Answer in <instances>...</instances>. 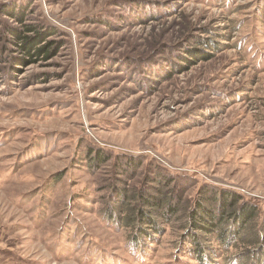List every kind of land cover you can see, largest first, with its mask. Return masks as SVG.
<instances>
[{
    "label": "rangeland",
    "instance_id": "1",
    "mask_svg": "<svg viewBox=\"0 0 264 264\" xmlns=\"http://www.w3.org/2000/svg\"><path fill=\"white\" fill-rule=\"evenodd\" d=\"M263 222L264 0H0V264H264Z\"/></svg>",
    "mask_w": 264,
    "mask_h": 264
},
{
    "label": "trees",
    "instance_id": "2",
    "mask_svg": "<svg viewBox=\"0 0 264 264\" xmlns=\"http://www.w3.org/2000/svg\"><path fill=\"white\" fill-rule=\"evenodd\" d=\"M14 11H15L14 9L11 10V12H8V15L12 19L16 20V22H19L21 24V29L13 28L6 25L3 26V28L4 27L6 28V36L7 35L9 36L10 42L14 43L15 49L19 52V54L21 56H26L31 61H34V59H38V58L47 60L48 58L52 57L55 51L59 50V48L62 46V45L57 46L56 43L53 41L45 40L48 38L47 36L53 34V31L49 29V27H44L41 24H23L22 18H18L17 14ZM7 41L9 42V40ZM195 50L196 49L193 50V48L189 49L187 55L190 57H195L194 55L196 52ZM203 59L207 60L208 57H204ZM100 154L101 153L98 151L97 152L98 158L103 157V155ZM218 194L219 195L214 193V195H217L221 198V204L219 205L220 209H218L219 211H221L220 213L221 217L216 216L217 210H215V212H209L208 208L203 203L200 202V204H198L195 209L196 211L195 214L192 215V226L195 227L194 229L195 231L197 230L203 231L206 229L207 232L209 233L216 227L218 228L219 226L218 224L220 220L222 222L223 219L225 218L224 216L225 212L227 210L230 211L231 209L233 210V212L230 213L229 215L232 216L231 220L234 225H240L242 227L243 225H245V223H247L249 220L253 218L256 212V208L253 205L249 203H242L240 206H238L239 198L237 195L224 191H221ZM218 201L219 200H216V202ZM146 206L152 207L153 204L150 200H147ZM139 214H140L139 221L143 223L149 222L150 225L151 224L153 225L149 215H146L144 213L142 214L141 211H139ZM195 220H198L199 223L195 224L196 223ZM153 229H155L154 226ZM261 229L264 233V222L261 225ZM260 239H261L260 241L258 240L259 243H264V235H262ZM193 241H194L193 246L197 248L195 244L196 243L195 239ZM257 252L258 253L254 256L255 262H259L264 257L263 248L259 249ZM196 255L200 260L201 251L199 250V248L196 252Z\"/></svg>",
    "mask_w": 264,
    "mask_h": 264
}]
</instances>
